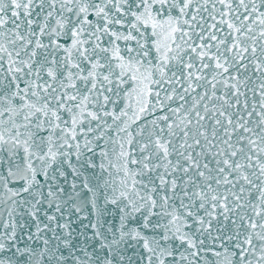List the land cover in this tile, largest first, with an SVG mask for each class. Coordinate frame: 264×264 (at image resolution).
<instances>
[{"label": "snow or ice", "instance_id": "1", "mask_svg": "<svg viewBox=\"0 0 264 264\" xmlns=\"http://www.w3.org/2000/svg\"><path fill=\"white\" fill-rule=\"evenodd\" d=\"M0 264H264V0H0Z\"/></svg>", "mask_w": 264, "mask_h": 264}, {"label": "water", "instance_id": "2", "mask_svg": "<svg viewBox=\"0 0 264 264\" xmlns=\"http://www.w3.org/2000/svg\"><path fill=\"white\" fill-rule=\"evenodd\" d=\"M117 151H118V146H117ZM112 162H113V163H117V161H116V159H115L114 156L112 157ZM112 171H113L114 179H115L116 182L118 183L119 180H120V175L116 174V170H115V169H113Z\"/></svg>", "mask_w": 264, "mask_h": 264}]
</instances>
